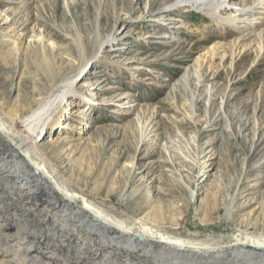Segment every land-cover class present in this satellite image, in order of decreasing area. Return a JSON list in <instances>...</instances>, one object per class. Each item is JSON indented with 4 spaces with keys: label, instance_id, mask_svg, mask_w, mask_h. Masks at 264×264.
Here are the masks:
<instances>
[{
    "label": "rangeland",
    "instance_id": "374dc122",
    "mask_svg": "<svg viewBox=\"0 0 264 264\" xmlns=\"http://www.w3.org/2000/svg\"><path fill=\"white\" fill-rule=\"evenodd\" d=\"M173 1L0 0V119L8 125L78 74L41 140L22 133L36 163L135 233L146 226L211 247L264 237V43L240 42L190 9L166 16L174 28L141 19ZM114 25L120 35L97 58ZM215 43L224 47L203 63V86L171 94ZM219 107L225 119L215 121ZM9 244L0 241V264L21 263Z\"/></svg>",
    "mask_w": 264,
    "mask_h": 264
},
{
    "label": "bare ground",
    "instance_id": "6f19581e",
    "mask_svg": "<svg viewBox=\"0 0 264 264\" xmlns=\"http://www.w3.org/2000/svg\"><path fill=\"white\" fill-rule=\"evenodd\" d=\"M154 1L149 0V6ZM189 9L218 26L232 29L240 42L249 41L250 46L256 47L264 43V0H174L154 14L145 7L141 19L174 28L179 20L166 16ZM115 27L99 46L97 58L120 35ZM38 41L42 42V38ZM223 47L219 43L209 46L184 67L170 86L171 94L186 90L192 84L199 90L204 84L200 74L203 63L211 62ZM78 77L77 74L59 83L35 109L11 116L8 125L0 119V241L10 245L9 240H13L17 253L24 255L21 263L7 259L4 264H221L224 257H241L240 264H264V237L261 236L236 237L231 243L211 247L164 235L146 226L135 233L123 221L64 187L47 166L39 165L22 150V133L41 140L54 125L63 103L70 101ZM208 100L206 92L207 104ZM215 116V121L225 119L222 107ZM79 198L80 204L76 202ZM17 215L26 217L27 224L33 221L43 227L42 235L30 233L15 218ZM145 253L151 258L145 257Z\"/></svg>",
    "mask_w": 264,
    "mask_h": 264
},
{
    "label": "water",
    "instance_id": "95a60500",
    "mask_svg": "<svg viewBox=\"0 0 264 264\" xmlns=\"http://www.w3.org/2000/svg\"><path fill=\"white\" fill-rule=\"evenodd\" d=\"M95 220V219H94Z\"/></svg>",
    "mask_w": 264,
    "mask_h": 264
}]
</instances>
